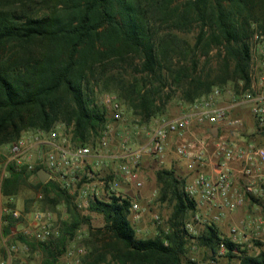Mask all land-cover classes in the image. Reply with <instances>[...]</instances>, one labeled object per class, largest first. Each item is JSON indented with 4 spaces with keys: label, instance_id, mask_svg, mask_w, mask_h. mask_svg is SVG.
I'll use <instances>...</instances> for the list:
<instances>
[{
    "label": "trees",
    "instance_id": "trees-1",
    "mask_svg": "<svg viewBox=\"0 0 264 264\" xmlns=\"http://www.w3.org/2000/svg\"><path fill=\"white\" fill-rule=\"evenodd\" d=\"M195 27L191 45L181 33ZM256 30L264 31V0H0V145L25 131H48L58 122L69 129L73 145L94 143L107 121L97 94L111 80H117L118 96L144 120L155 114L158 87L150 85L153 78L159 86L179 88L187 102L216 82L242 80L246 85L250 38ZM212 42L224 49V69L216 80L205 81L192 73L196 49L202 46L206 53ZM136 59L141 77L125 78L120 70ZM39 168L33 171L36 176ZM23 170L9 166L4 197L18 192L27 174ZM156 179L160 198L172 203L167 229L138 237L129 217L131 197H91L88 209L103 216L101 230L109 241L101 251H87L80 264H199L187 255L193 244L214 253L223 246L225 255L239 264H264L263 250L254 255L241 249L215 223L197 233L188 231L185 216L196 204L184 190V178L162 167ZM36 186L41 188V209L63 204L67 217L49 240H22L30 244L31 253L45 254L44 264H56L82 215L74 195L59 182L38 180ZM250 197L260 204L264 218V189ZM4 220L7 234L15 219L5 214Z\"/></svg>",
    "mask_w": 264,
    "mask_h": 264
},
{
    "label": "built area",
    "instance_id": "built-area-1",
    "mask_svg": "<svg viewBox=\"0 0 264 264\" xmlns=\"http://www.w3.org/2000/svg\"><path fill=\"white\" fill-rule=\"evenodd\" d=\"M102 103L111 109L115 120L123 119L121 104L115 96L105 95ZM240 109L248 111L255 131L264 134V40L259 49H251L246 85L241 80L239 90L228 92V95L222 87H211L188 102L180 113L162 118L142 144L132 147L123 139L118 152L109 157L120 159L119 173L140 187L138 169L143 156L150 155L162 163L167 145L174 139L175 155L186 159L188 169L194 173L184 185L185 192L196 204L185 227L197 233L198 226L216 224L225 213L242 206L247 194L258 196L263 193L262 189L256 188L255 182L261 177L258 164L264 163V144L258 145L240 134L244 119L235 114ZM212 126L217 127L216 136L210 132ZM110 129L107 122L101 144L106 145ZM91 156L88 145L75 146L67 135L55 129L25 131L6 147L0 145V201L10 165L26 171L43 167L49 173L48 179L59 182L74 195L79 207L88 205L89 197H99L96 185L106 193L118 194L116 191L120 184L114 176L86 180L80 186H74L79 172L86 169ZM203 166L209 169L205 170ZM235 172L240 175L243 185H234ZM87 174L89 178L93 177L91 172ZM212 208L214 212L206 211ZM143 211L139 201L132 199L129 217L136 232L141 230L138 223ZM5 214H11L15 219L7 234L3 233ZM155 219L159 221L157 215ZM250 227L253 228L252 234L248 233ZM57 233L58 226L52 222L48 212L35 209L25 213L0 202V247L3 250L0 264H29L31 247L22 238L39 242L49 240ZM227 236L241 249L248 251L253 243L259 242L264 251V218L233 222ZM84 254L83 246L67 247L63 253V264H80Z\"/></svg>",
    "mask_w": 264,
    "mask_h": 264
},
{
    "label": "rangeland",
    "instance_id": "rangeland-1",
    "mask_svg": "<svg viewBox=\"0 0 264 264\" xmlns=\"http://www.w3.org/2000/svg\"><path fill=\"white\" fill-rule=\"evenodd\" d=\"M197 31L198 27H195L190 32L181 33V36L193 45ZM263 40L264 31L256 30L250 38L251 49H259ZM223 54L224 49L214 42L210 44V49H208V52L206 53H204L202 46H200V48L196 49L195 55L197 60L196 71L192 73L200 76L201 79L205 81L216 80V78L223 73ZM174 60L175 65H177V59L174 58ZM137 62L138 60L136 59L134 64L131 66L126 65L120 70L121 73L125 75V78H130L131 75L138 78L141 77V74L135 70V68H137ZM185 63L189 64V60L183 61V64ZM240 81L241 80H238L237 82L234 80H228L223 84H218L216 82L211 87L216 85L222 87L226 92V95H228V92L239 90ZM159 82L160 81L158 79L153 78V80H151L150 85L158 87V90L155 92L156 108H154L155 114L146 120L141 118L140 115L134 114L127 103L118 96L117 80L109 81L108 89H104L102 91L100 90L98 92L97 96L101 103L102 98L105 95H113L119 100L123 111V119L115 120L111 109L105 106L107 109L106 123L109 122L111 126V129L107 133V143L106 145L100 143L101 136L103 135L105 129L104 126L97 140H95L94 143L88 144L92 153L90 162L87 164L86 169L79 172L76 180L74 181V186L78 187L86 180H96L97 178L100 179L108 176H114L118 179L120 188L116 191V193L138 200L144 208L142 219L138 223L141 230L136 232L138 237H151L156 235L161 229L166 230L168 218L172 212V203L168 200H162L160 198V186L156 179V171L162 167H173L175 173L184 178L185 183L190 180L194 174L188 169L187 160L179 158L175 155L173 151L174 141L169 144L170 148L168 149V152H166L162 163L150 155L143 156L138 169V179L142 183L140 187H137L134 182L126 180L124 176L119 173L118 167L121 163L120 159H112L109 157V155L118 152L120 143L123 139H126L127 143L132 147L140 145L146 140L149 132L162 118L172 117L185 109L188 102L181 98L180 89L169 85L159 86ZM236 112H238L236 114L237 116L244 119V124L240 128V134L247 139L254 140L258 145L264 144V134L255 131L252 126V122L249 121L247 111L240 109ZM52 129H55L56 132L69 137V129L61 122L56 123ZM8 144H3L2 146L6 147ZM105 158L108 159L107 163L104 160ZM258 165L260 168L258 172L261 177L255 182V186L256 188L263 190L264 163H259ZM205 167L206 166H203L202 168L205 169ZM208 169L209 167L205 170ZM23 171L27 174L23 175L24 180L20 183L18 192L11 198L2 196V199H4L3 203H8L9 200L18 210L29 213L32 210L41 209L43 207L41 202L42 193L41 188L36 186L39 180L38 176H36L33 171ZM88 172H91L93 177L89 178L87 174ZM234 177H236L234 180L235 186H241L244 184L240 175L236 172L234 173ZM96 186L99 191L98 196L101 199H105L110 195L109 193H106V191H103L101 186ZM90 198L91 197H89V201ZM77 207L82 215V222L76 229L75 234L69 241L67 247L74 248L79 245L83 246L85 248V254L93 247H97L101 251L104 249L105 243L109 241L108 235L101 230L104 223L103 216L100 213L90 211L88 209V205L82 207L77 205ZM43 210L49 213L50 219L57 226L60 225L62 219L67 217L63 204L57 205L55 209L47 207ZM204 210L205 209H201L200 211L205 212ZM206 211L214 212L215 210L212 208L207 209ZM192 214L193 212L191 211L187 212L185 216L186 221L191 219ZM156 215L159 217V221H156ZM259 217H263L260 204L253 202L250 195L247 194L244 197L243 205L232 212L225 213V215L216 222V225L221 233L227 235L229 227L233 222H238L241 219L259 220ZM197 229L200 230L201 227L198 226ZM248 233H253L252 227L248 228ZM261 250L260 245L256 243H253L252 246L248 248V252L254 255L258 254ZM187 255L197 259L199 263L239 264L237 258H228L225 255L223 246L218 248L214 253L206 247H200L193 244L188 247ZM28 259L29 264H44L45 254L40 250H36L30 254ZM56 264H63V253L57 257Z\"/></svg>",
    "mask_w": 264,
    "mask_h": 264
},
{
    "label": "water",
    "instance_id": "water-1",
    "mask_svg": "<svg viewBox=\"0 0 264 264\" xmlns=\"http://www.w3.org/2000/svg\"><path fill=\"white\" fill-rule=\"evenodd\" d=\"M210 132L214 136H216L217 135V127L216 126H212L210 128ZM233 133L235 134L236 132L234 131ZM37 176H38V178H39V180L41 182H46L48 180V178H49V173H48V171L46 169H44L43 167H41V168H39L37 170Z\"/></svg>",
    "mask_w": 264,
    "mask_h": 264
},
{
    "label": "crops",
    "instance_id": "crops-1",
    "mask_svg": "<svg viewBox=\"0 0 264 264\" xmlns=\"http://www.w3.org/2000/svg\"><path fill=\"white\" fill-rule=\"evenodd\" d=\"M237 113H238V112H235V114H237ZM247 115H248V117H249V121L252 122L251 116L249 115L248 111H247ZM252 126H253V122H252ZM173 141H174V139H172V140L169 141V143H168V145H167L166 152H168V149L170 148V145H169V144H170L171 142H173ZM173 147H174V146H173ZM173 151H174V150H173ZM103 156H105V155H103ZM104 160H105V162L107 163L108 159L105 158ZM169 166H170V165H169ZM170 167H171V166H170ZM171 168H173V167H171ZM3 200H4V199H2V197H1V201H0V202L3 203Z\"/></svg>",
    "mask_w": 264,
    "mask_h": 264
}]
</instances>
